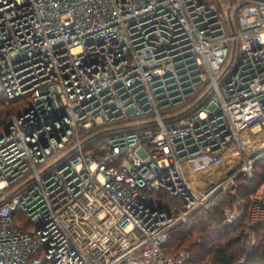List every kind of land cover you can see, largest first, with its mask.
I'll return each instance as SVG.
<instances>
[{
  "label": "built area",
  "instance_id": "2783aa9c",
  "mask_svg": "<svg viewBox=\"0 0 264 264\" xmlns=\"http://www.w3.org/2000/svg\"><path fill=\"white\" fill-rule=\"evenodd\" d=\"M220 3L0 0V264L190 263L171 232L264 161V1Z\"/></svg>",
  "mask_w": 264,
  "mask_h": 264
},
{
  "label": "trees",
  "instance_id": "16d2710c",
  "mask_svg": "<svg viewBox=\"0 0 264 264\" xmlns=\"http://www.w3.org/2000/svg\"><path fill=\"white\" fill-rule=\"evenodd\" d=\"M29 106V98H18L9 103L0 100V131H6L12 118L25 114ZM263 185L264 161L255 166L251 179H238L235 195L221 193L175 228L164 247L165 253L175 256L187 251L192 256L189 264H264V224H251L254 201ZM155 198L160 199L158 207L166 208L174 217L184 212L181 200L166 192L156 193ZM228 209L241 213L232 224L227 223ZM14 223L23 231L31 229L23 213L14 215Z\"/></svg>",
  "mask_w": 264,
  "mask_h": 264
},
{
  "label": "rangeland",
  "instance_id": "374dc122",
  "mask_svg": "<svg viewBox=\"0 0 264 264\" xmlns=\"http://www.w3.org/2000/svg\"><path fill=\"white\" fill-rule=\"evenodd\" d=\"M216 3H217L218 6L221 5L220 0H216ZM263 191H264V185L259 189V191L257 192V195L256 196H259L260 194H262ZM251 224H253L252 223V219H251Z\"/></svg>",
  "mask_w": 264,
  "mask_h": 264
},
{
  "label": "water",
  "instance_id": "95a60500",
  "mask_svg": "<svg viewBox=\"0 0 264 264\" xmlns=\"http://www.w3.org/2000/svg\"><path fill=\"white\" fill-rule=\"evenodd\" d=\"M258 1H264V0H258ZM229 16H230V12H229ZM218 196V194H216L211 200L215 199Z\"/></svg>",
  "mask_w": 264,
  "mask_h": 264
}]
</instances>
